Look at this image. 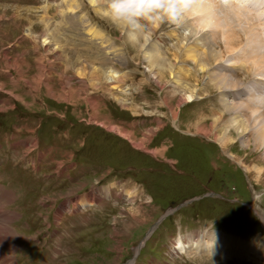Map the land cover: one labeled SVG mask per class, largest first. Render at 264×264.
I'll list each match as a JSON object with an SVG mask.
<instances>
[{
  "label": "rangeland",
  "instance_id": "rangeland-1",
  "mask_svg": "<svg viewBox=\"0 0 264 264\" xmlns=\"http://www.w3.org/2000/svg\"><path fill=\"white\" fill-rule=\"evenodd\" d=\"M37 1L0 0V134L30 135L41 124V143L46 146V142L51 141L54 144L51 157L45 154V158L58 155L60 167L70 166L75 161L82 165L92 162L104 166L96 177H85L81 173L76 182L67 186L46 184L48 214L53 211L54 215L53 206L66 197L93 188L97 179L102 180L103 185L114 183L124 189L121 199L114 196L111 204L103 202L95 211L100 221L110 226L105 230L106 235L99 231L92 233L88 227V223L98 222V219L90 220L94 211L77 218L78 226L72 224L77 229H74L76 243L85 257L69 259L66 264H122L135 254V246L142 241L145 230L156 220L166 217L167 203L176 205L187 200L189 195L201 196L206 192L215 195L180 208L163 219L165 233L188 234L194 232L193 227L201 232L221 227L249 238V242L245 241L252 245L257 243L258 250L264 251L263 150H256L253 143L245 148L237 133L232 131V139L222 147L216 140L221 129L217 128L215 133L212 130L217 116H223V122L228 120L223 96L229 93L234 97L243 96L249 78L263 74V42L242 44L241 37L238 39L229 25L222 30L227 31L226 34L224 31L216 37L215 30L220 26L214 29L199 22V16L203 18L205 14L198 16L196 6L194 14L190 12L183 20L184 24L181 21L149 26L148 36L157 54L160 52L162 59L170 61L180 75V83L173 84L164 68L162 80H158L157 73L161 71L154 70L151 60L147 59L149 47L144 50L142 46L145 37L138 43H130L126 31L111 23L106 11L101 10L105 0L100 7H95L101 14L100 24L115 39L117 47L108 42L113 47V54L109 53L114 61H108L92 41L78 36L76 27H65L56 19L44 17ZM51 1L50 7L54 4ZM72 1L62 0L63 7L67 8ZM259 3L257 0L256 4ZM198 4L205 6L203 2ZM75 7L77 10V4ZM211 10L209 15L217 19L212 7ZM245 16L241 18L248 21ZM236 24L247 36L248 32L249 36L256 34L251 23L250 26L238 21ZM174 28L182 29L183 36L163 55L152 38L156 33L160 36L170 30L173 38L178 39L182 32L174 33ZM226 36L236 45L228 47ZM251 45H260L262 53L250 56L246 52L244 60L230 58L238 48ZM191 55L203 63L202 70L191 61ZM222 62L228 66H223L224 70L220 67ZM108 67L119 72L115 80L107 75ZM238 70L243 72L236 77ZM221 75L229 81L226 84L238 83L237 89L233 86L220 88L210 79ZM116 86L131 94L129 101L115 90ZM195 89L194 97L186 99ZM243 98L227 99L231 105L252 102L250 99L243 101ZM243 118H252L250 112ZM218 195L226 200L221 201ZM39 211L34 206L26 210L27 227L32 230L38 226L35 216ZM59 218L57 213L56 219ZM62 220L66 221L64 216ZM10 231L13 233L12 229ZM204 235L207 234L200 240ZM247 260L242 264H264V260Z\"/></svg>",
  "mask_w": 264,
  "mask_h": 264
},
{
  "label": "bare ground",
  "instance_id": "bare-ground-1",
  "mask_svg": "<svg viewBox=\"0 0 264 264\" xmlns=\"http://www.w3.org/2000/svg\"><path fill=\"white\" fill-rule=\"evenodd\" d=\"M104 0H87V2L89 3L90 6H99V5H102ZM199 1V0H198ZM247 4L249 3H253V6L255 7L257 4H256V1H253V0H244ZM201 2L204 3V7L203 6H200L198 4V6L196 5V9H195V12L198 13L197 15H203L205 14V17L202 16L200 17L199 16V22H202L204 26H212L214 29L215 28H218L219 26L221 27L220 25V22H216V20L218 21V19H214L211 17V15L209 14H212L211 13V9L210 7L208 6V4L206 3L207 1L206 0H202ZM198 3V2H197ZM105 4V3H104ZM67 5V4H66ZM104 6V5H103ZM100 7V6H99ZM68 8H71V9H76L75 7V4H74V1L70 2L69 3V6ZM104 8H101L102 11H106V10H103ZM99 10V9H98ZM100 10V11H101ZM192 14H194L192 12ZM246 14H240V15H236V22H242L243 19L241 18L242 16H244ZM246 17V16H245ZM248 17V16H247ZM83 19V18H80V20ZM197 19V18H196ZM195 19V20H196ZM194 20V21H195ZM198 20V19H197ZM196 20V21H197ZM247 20V19H246ZM186 21V20H185ZM198 22V23H199ZM206 22V25L204 24ZM244 22V21H243ZM180 23V22H179ZM183 23V21H182ZM196 23V22H194ZM244 23H247L246 21ZM184 24V23H183ZM186 24V23H185ZM200 24V23H199ZM187 25V24H186ZM185 25V26H186ZM202 25V26H203ZM200 26V25H199ZM155 27V26H154ZM228 27V26H227ZM225 27V28H227ZM90 29H88V35H90L92 38H96L97 40H99V42L105 46V49L108 50V52H112L111 51V44L108 43V41H106L103 37H101V35L97 34L91 27H89ZM189 28V27H188ZM198 28V27H197ZM206 28V27H205ZM205 30V29H204ZM92 31V32H91ZM208 32V30H206ZM216 31V30H215ZM214 31V32H215ZM225 31V30H224ZM223 31V32H224ZM253 31V30H252ZM202 32V31H201ZM223 32H221V34L223 35ZM204 33H206L204 31ZM227 33V31H225V34ZM250 34V32H248ZM224 34V35H225ZM230 34V33H229ZM247 36L246 32H245V36L246 38L248 39V42H251L253 41L255 43V41H259L257 40V38L255 37L254 34H252L251 36ZM207 35V34H206ZM185 37V36H184ZM202 37V36H201ZM204 37V36H203ZM250 37V38H249ZM199 38V37H198ZM198 38L196 37L197 41H198ZM211 38V37H210ZM213 38V37H212ZM229 38V39H227ZM237 38L239 39L240 36H237ZM203 39V38H202ZM214 39V38H213ZM212 39V40H213ZM224 39V38H223ZM140 41V40H139ZM201 41V40H200ZM225 43L226 45H228V47H232L233 45H236V43L233 41V39L231 37H227L225 38ZM228 41V42H227ZM196 42V41H195ZM263 42V41H262ZM154 43V42H153ZM205 45V44H204ZM143 48L145 50V47L148 46L149 49L146 51L147 53V56L149 60H151V65L153 66L154 70L156 71H161L163 68L165 70H167V72L169 73L170 75V80L172 81L173 84H178L180 83V75L176 69V67L168 60H164L162 59L161 56H159V53L157 54L158 51H156V47H155V44L153 45L151 43V40L149 38V36L145 37L144 40H143ZM225 46V45H224ZM227 47V48H228ZM260 45H253V47L250 48L249 51H247L246 47H244L245 49H239L240 51H244L243 54H245L247 52L248 55H252V56H255L256 53H262V52H259L260 50ZM193 48V47H192ZM206 48V47H205ZM237 48V47H236ZM117 49V48H116ZM226 49V47H225ZM224 49V50H225ZM113 50V49H112ZM227 50V49H226ZM156 51V52H155ZM221 51V50H220ZM228 51V50H227ZM209 52V51H208ZM118 53V52H117ZM121 53V52H120ZM198 53V52H197ZM206 53V52H205ZM228 53V52H227ZM113 54V53H111ZM115 54V53H114ZM193 54V53H192ZM208 54V53H207ZM217 54V52H216ZM221 54V53H220ZM226 54V53H225ZM123 55V54H122ZM201 55V54H200ZM219 55V53H218ZM217 55V56H218ZM203 56V55H202ZM201 56V57H202ZM222 56V55H221ZM257 56H259L257 54ZM220 57V56H218ZM117 58V57H116ZM189 58V57H188ZM196 58V57H195ZM203 58H205L203 56ZM121 60V58H119ZM202 59V58H201ZM206 59V58H205ZM250 59V58H249ZM174 60V59H173ZM208 59H206L207 61ZM217 59H215V62ZM218 60H221V59H218ZM251 60V59H250ZM191 61L194 62L197 67L202 70L204 68V65L202 62H199L200 60L199 59H194V56L192 57L191 55ZM253 61V60H252ZM208 62V61H207ZM214 63V62H213ZM252 63V62H251ZM256 63V62H254ZM118 64V63H117ZM209 64V63H208ZM210 66V65H209ZM109 68V67H108ZM240 70V69H239ZM238 70V71H239ZM165 71V73H167ZM107 75L111 77V79L115 80L118 76H119V72H117L116 69L114 68H109L107 71H106ZM162 71L157 73V78L159 81L162 80ZM214 74V73H213ZM216 75V74H215ZM208 76V75H207ZM213 77V76H212ZM211 80L215 81L216 83L219 84L220 88H225L227 86H233L234 88H236V86H238V83H235L234 82L232 83H227V79L225 77H223V75L221 76H216V77H213L211 78ZM210 81V80H209ZM234 81V80H233ZM229 82V81H228ZM214 83V82H213ZM218 86V87H219ZM68 88V87H67ZM217 88V87H216ZM231 89V88H230ZM229 89V90H230ZM237 89V88H236ZM247 89V88H245ZM240 90H241V87H240ZM196 89L195 90H192V92L186 97V99L188 100H191L194 95L196 94ZM220 91V90H219ZM227 91V90H226ZM225 91V92H226ZM194 92V93H193ZM222 93V91H221ZM236 93V92H235ZM242 93V92H241ZM228 97H230V94L229 96L227 95H224L223 96V99H222V102L224 104V107L225 109L227 110V113L229 114L228 115V120L226 122H223V116L222 117H219L217 116L215 119H214V124L212 125V130L214 131V133L217 131V128L222 132L220 133V135L217 136V141L219 142V145H221L222 147L226 146L229 142V140L232 139V136L231 135V132L232 131L233 133H237V135L239 136L240 140H241V143L244 145V147H249L251 143H253L255 149H259V148H262L263 150V157H264V99H259V100H252V102H249L248 103V100L247 102H245L246 104L244 103H238V104H234L232 103V105L230 104L231 102L229 101V99H227ZM246 101V100H245ZM251 101V100H250ZM230 102V103H229ZM241 102V101H240ZM93 104V103H92ZM96 104V103H95ZM94 109V108H93ZM232 112V114L230 113ZM249 113L250 112V115L252 118L250 119H245L243 118V115L245 113ZM173 116H175V114H173ZM222 123V127L220 126ZM226 127V129L224 128ZM200 131V130H199ZM205 131V130H204ZM124 134V133H123ZM251 135L249 139H246V136L247 135ZM143 145V144H142ZM139 146V145H138ZM138 148V147H137ZM259 151V150H258ZM257 172V171H256ZM60 216V213H58V218ZM11 222L10 218H4L3 222H2V225L0 226V232L3 233V230H4V233L5 235L9 234V232L11 233V229H9V223ZM203 240L201 239L199 242H196L194 243L193 240H189L187 242V244H185L181 239H178V246L175 248V250L177 251H180V250H185L187 249V252L186 254H189V253H192V252H195V251H200V252H208V251H211L212 250V246H214L213 244L216 243L214 242V240H217L219 241L220 243H216L218 244V246H221L220 249H217L215 248L214 246V249L216 250V252H221L222 249H223V246L222 245H231V246H235L234 248L238 249L239 251H244V250H247L248 247H244L245 244L243 243H240L238 242L236 239L235 241L230 238V237H227V236H221V235H215V234H207V235H204L203 236ZM188 245V246H187Z\"/></svg>",
  "mask_w": 264,
  "mask_h": 264
},
{
  "label": "clouds",
  "instance_id": "clouds-1",
  "mask_svg": "<svg viewBox=\"0 0 264 264\" xmlns=\"http://www.w3.org/2000/svg\"><path fill=\"white\" fill-rule=\"evenodd\" d=\"M105 4L107 18L135 44L148 36L149 26L183 21L197 0H105Z\"/></svg>",
  "mask_w": 264,
  "mask_h": 264
}]
</instances>
